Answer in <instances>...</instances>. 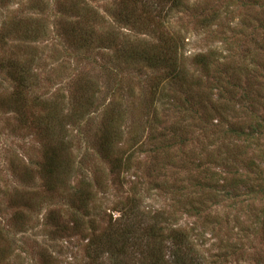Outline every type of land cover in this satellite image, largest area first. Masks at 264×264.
Instances as JSON below:
<instances>
[{
	"label": "rangeland",
	"instance_id": "obj_1",
	"mask_svg": "<svg viewBox=\"0 0 264 264\" xmlns=\"http://www.w3.org/2000/svg\"><path fill=\"white\" fill-rule=\"evenodd\" d=\"M71 3L79 14L66 11ZM75 21L93 30L92 47L77 50L65 35ZM109 37L156 56L168 47L179 74L117 54ZM0 38V264H114L106 245L97 261L87 245L131 202L143 225L138 235L162 211L164 228L188 230L201 255L217 256V264H264L263 204L245 190L238 209L229 197L212 205L214 194L199 189L195 168L200 160L224 176L226 169L246 171L264 186V0H182L164 12L132 0H0ZM5 60L26 69L30 91L12 97ZM43 102L56 105V115L46 118ZM114 120V154L130 158L115 177L98 153L101 132ZM47 124L54 126L50 137ZM256 125L252 144L227 133ZM173 128L183 147L170 138ZM62 139L69 152L57 154L54 177L44 179L45 150ZM87 182L94 195L85 213L75 195ZM139 251L124 248L118 262L139 263L146 257Z\"/></svg>",
	"mask_w": 264,
	"mask_h": 264
},
{
	"label": "trees",
	"instance_id": "obj_2",
	"mask_svg": "<svg viewBox=\"0 0 264 264\" xmlns=\"http://www.w3.org/2000/svg\"><path fill=\"white\" fill-rule=\"evenodd\" d=\"M133 3L142 2L146 5V3L152 5V6H160L162 8V12L164 10H170L178 8L182 2V0H132ZM83 2V1H82ZM67 12L76 14L79 10L78 3L76 4H70L68 5ZM79 14V13H77ZM122 19V21H126ZM85 27V28H84ZM65 35L75 42L77 44V50H82L83 47H92L93 42L97 41L95 38V35L93 33V30L90 28L88 24L83 25L81 21H75L70 25V28L65 29ZM1 39V38H0ZM101 41V40H100ZM111 47L116 48V52L119 55H125L130 52V57H135V55H138V59L142 60L147 64L151 69H157L161 68L163 65L167 66L169 71L171 72L170 76H176L177 74V63L173 59V56L170 55V50L168 52L167 48L162 50V52H159L157 54H160L159 56H156L155 54H150L149 52L142 51L143 53H140L138 51H131L130 49H127V46L124 44H118V40L116 37H109L105 40ZM100 43V42H99ZM106 44V43H105ZM136 53V54H135ZM127 55V56H128ZM171 56V57H170ZM203 61L202 58H200V61H197L201 63ZM13 62H10L8 60H5L3 62V65L1 67L2 70H5L7 76L9 77V80L12 83V86L14 87L13 92H16L12 95V97L18 95L19 91L21 89L25 90L26 92L30 91V87L28 86L27 79H26V69H23V66H21V69L18 66H14L12 64ZM168 63V64H167ZM106 73L108 76L112 75V71L108 68ZM93 84V83H92ZM159 87V85H157ZM29 89V90H28ZM89 90V89H88ZM23 92L21 93V95ZM47 103V102H46ZM41 104V103H39ZM43 104L46 106L44 107L46 113V118H48L50 115H56L55 108L56 105H49L48 103ZM80 107H83L81 104ZM50 111H49V110ZM22 112V110H20ZM216 114L217 111L214 110ZM24 113V112H22ZM224 113V112H223ZM62 114V112H61ZM61 114H58V117L61 116ZM220 115V114H218ZM221 116V115H220ZM64 117V116H63ZM23 118V117H22ZM54 118V117H53ZM200 122L203 120L202 116L197 117ZM225 118V117H224ZM49 119V118H48ZM260 122H258L259 124ZM46 127L44 126L45 134H48L49 137L54 135V126L52 127ZM115 126V120L111 121L109 123H106V131L101 132V137L99 138L98 142V153L101 155V158L103 159V162H105L110 171L112 176L119 175V172L122 171V168L127 166V164L130 161V158H126L125 163L122 162V159H118L117 155L114 154L113 147L115 146L112 137L110 135V130H113ZM233 126V125H232ZM260 125H256L255 127L251 128L248 132H242L238 127H229L227 130V133H229L231 136L235 137L238 142H241L242 145L252 144L253 138H255V132L259 131ZM113 133V132H112ZM168 134H170V138L175 139L176 141H179L178 144L183 147L185 145V139L181 136V134L177 131L176 128L168 130ZM48 137V138H49ZM155 136H149L148 140L154 139ZM154 141V140H153ZM153 146V142L150 144ZM172 145H168L165 147H160L159 150H151V156L150 158H154L155 155H159L161 152L169 150ZM66 152H69L68 145L65 144L64 139H62L61 144H58L51 149L45 150V160L48 162V164L44 167V179L52 180V176L54 177V170L57 168V154H65ZM212 155V158L217 165V160L214 159V153L210 154ZM124 164V167H123ZM209 166H214L212 164H201V161L198 160L196 163V171L198 172V184L197 186L201 191H208L210 194H214L211 196V204H217V200L219 198H225L229 197L233 200V207L234 209H238V203L239 199L245 192H251L253 197L256 195V201L261 202L264 206V186L255 183L252 180V183L249 181L248 175L245 174H239L237 172H232L231 169L222 170L225 172V176L222 175V172H216L212 171ZM215 166V167H216ZM55 169H54V168ZM220 167V166H219ZM226 167V166H225ZM43 168V169H44ZM227 168V167H226ZM128 170V167H127ZM47 183L49 184V181ZM51 182V181H50ZM250 182V183H249ZM93 185H101L100 182L95 181L92 183ZM91 182L84 183L85 190L81 191L80 189L76 190V199L79 203V209L82 212H87L90 203L93 201V187ZM50 185V184H49ZM239 186H243V189L241 192L240 189H238ZM247 187V188H246ZM52 186L50 185V192H52ZM248 189V190H247ZM246 190V191H245ZM135 200V199H134ZM254 201V199H253ZM135 202V201H134ZM127 204V203H126ZM210 204V205H211ZM124 208L120 210L121 216L120 218L115 221L118 222L117 224L114 223V227L110 226L109 229H105L98 235H95L92 239H90L87 247H90L91 252L94 253V257H96V261L102 259L103 251L100 249L101 246L106 245L109 255L112 259L116 260L114 264H121L118 262L119 257H123L122 251L124 248L133 249L140 252L139 249H141V253H143L146 257L145 259H142L139 261V263L136 264H217V256H213L212 258H209L205 256L204 254L201 255V252L196 248L195 245L190 242V232L188 230H182V229H166L164 227H168L166 225L167 218L164 217V212L162 211H156L153 213V217H151V225L149 229L143 233V235H138L136 231L139 229V227H143L141 222H137V207L135 203H128L127 205L124 204ZM196 215L201 216L203 214L200 212L198 207H195L192 209ZM207 214V213H205ZM144 216V213H143ZM206 216V215H205ZM52 222V225H57L55 228L56 230L63 229L58 221H56V218L52 217L50 219ZM259 221V220H258ZM164 222L163 227H158L159 224L162 225ZM263 222V221H262ZM136 223V230H133V224ZM208 224V223H207ZM216 225H220V223H217ZM135 226V225H134ZM75 228H78V223L75 221L73 223V226ZM144 237V238H143ZM1 237H0V243H1ZM151 242V243H149ZM3 244L0 246V248H5ZM233 252V251H232ZM99 253V254H98ZM236 253V252H234ZM168 254V255H167ZM97 255V256H96ZM5 260V257H0V262H3Z\"/></svg>",
	"mask_w": 264,
	"mask_h": 264
}]
</instances>
